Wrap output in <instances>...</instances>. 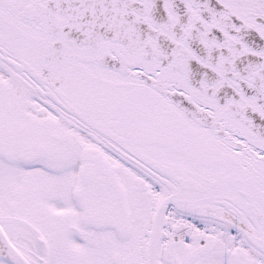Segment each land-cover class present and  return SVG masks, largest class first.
<instances>
[{
  "label": "snow or ice",
  "instance_id": "snow-or-ice-1",
  "mask_svg": "<svg viewBox=\"0 0 264 264\" xmlns=\"http://www.w3.org/2000/svg\"><path fill=\"white\" fill-rule=\"evenodd\" d=\"M0 264H264V0H0Z\"/></svg>",
  "mask_w": 264,
  "mask_h": 264
}]
</instances>
